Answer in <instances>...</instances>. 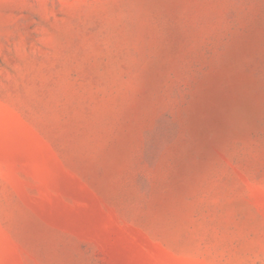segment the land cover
Here are the masks:
<instances>
[{"label":"rangeland","instance_id":"1","mask_svg":"<svg viewBox=\"0 0 264 264\" xmlns=\"http://www.w3.org/2000/svg\"><path fill=\"white\" fill-rule=\"evenodd\" d=\"M0 264H264V0H0Z\"/></svg>","mask_w":264,"mask_h":264}]
</instances>
